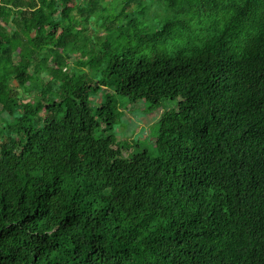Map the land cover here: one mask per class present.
Listing matches in <instances>:
<instances>
[{
	"label": "trees",
	"instance_id": "1",
	"mask_svg": "<svg viewBox=\"0 0 264 264\" xmlns=\"http://www.w3.org/2000/svg\"><path fill=\"white\" fill-rule=\"evenodd\" d=\"M102 85L178 98L157 155ZM0 115V264H264V0H0Z\"/></svg>",
	"mask_w": 264,
	"mask_h": 264
},
{
	"label": "rangeland",
	"instance_id": "2",
	"mask_svg": "<svg viewBox=\"0 0 264 264\" xmlns=\"http://www.w3.org/2000/svg\"><path fill=\"white\" fill-rule=\"evenodd\" d=\"M161 12V9H157L152 6L151 11L146 13V21L150 23L154 13ZM153 34V33H152ZM160 35H158L159 37ZM107 37L105 36V39ZM109 42H115L116 38H107ZM106 39V40H107ZM122 46V51L117 52L119 55H125L126 57H140L145 54L152 53L154 48L162 49V45L159 40L154 39L151 34L146 36V41L141 42L140 40H133L128 43L129 47ZM93 52V50H91ZM17 54V51L15 55ZM95 53H88V57H91ZM110 63L109 58H103L101 65L96 69H91L89 66L86 68L91 72L92 77L95 80L102 78L105 73L104 70ZM49 64V63H47ZM46 82H49V78H45ZM13 83L16 85L17 92L19 95H23V88L15 80ZM37 93V90H32L24 98V101H28L33 95ZM15 94V93H14ZM113 96L116 109L119 111V118L117 123L112 129L113 134L116 136L120 144H124L125 154L128 156L135 155L143 150H148L152 155L158 154L156 146V138L158 136L160 128V118L165 110L176 108L178 106V98H166L161 101L159 106H151V104L144 98L136 101H131L127 96H123L117 93L114 89L108 86H100L99 90L91 95V100L94 106L100 105L104 100L105 96ZM5 121L0 115V125Z\"/></svg>",
	"mask_w": 264,
	"mask_h": 264
}]
</instances>
